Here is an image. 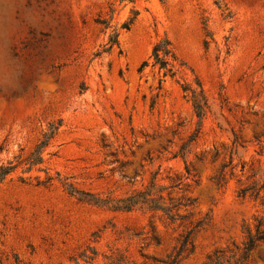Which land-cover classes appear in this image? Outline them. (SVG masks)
I'll use <instances>...</instances> for the list:
<instances>
[{"label": "rangeland", "instance_id": "374dc122", "mask_svg": "<svg viewBox=\"0 0 264 264\" xmlns=\"http://www.w3.org/2000/svg\"><path fill=\"white\" fill-rule=\"evenodd\" d=\"M114 29L119 45L97 55ZM163 37L186 65L160 86L158 68L139 66ZM196 77L201 125L182 88ZM60 120L43 169L25 171ZM11 160L0 264H163L189 230L180 264H204L264 237V0H0V163ZM139 191L153 201L113 207ZM250 264H264V239Z\"/></svg>", "mask_w": 264, "mask_h": 264}, {"label": "trees", "instance_id": "16d2710c", "mask_svg": "<svg viewBox=\"0 0 264 264\" xmlns=\"http://www.w3.org/2000/svg\"><path fill=\"white\" fill-rule=\"evenodd\" d=\"M121 2L126 0H120ZM134 2L135 0H128ZM137 10H135V15L127 21L123 28L129 29L136 19ZM106 23V28L111 27L109 22ZM115 45H119V31L113 30V32L109 35L108 42L103 46V48L97 52V55H101L104 52H109L113 49ZM152 59V60H151ZM149 65L158 68L159 73H161V77L159 79L160 86L165 81L167 77L175 78L180 69L185 67L186 63L179 56L177 51L175 50L171 40L168 37H163L159 39L153 46L152 52L149 58L142 61L139 66V72H143ZM196 87L188 83H183L182 88L186 92L191 94V99L193 101V105L197 116L199 118V125L205 116V108L208 104V97L205 91V88L202 85L201 80L196 77ZM61 125V120L57 123H53L50 125L49 131H46L43 135L41 142L37 145L36 149L32 152L30 157L28 158V167L25 171H31L35 167H38L39 170L43 168L39 165H42L45 161L43 152L45 147L50 143V141L55 137L58 132V129ZM18 167L17 163L14 161H8L0 163V181L4 180L10 174H12ZM53 180V176L48 175L44 179L38 178V185H46ZM67 188L70 193L79 195L78 198L81 201H85L94 205H105V202L100 198H87L84 196V192L79 191L72 184H67ZM93 195V194H90ZM147 193L144 191H139L137 195H131L128 198L122 200L126 204H117L113 206L115 209L120 210H132L138 203H147L153 201L152 199L147 197ZM195 199L188 198L187 202L183 203L182 201L174 202V204L167 209L168 213L173 217L171 213L173 207H179L181 205L191 206L194 205ZM164 209V208H163ZM260 232L257 234L249 233L247 236V240L243 243V247H240L238 244H234L232 248H219L216 249L213 253L209 254L204 264H250V258L252 250L256 247L257 241L264 239V237L259 236ZM192 231L189 230L186 235L183 237V245L169 254L165 258H155L157 261L162 262L163 264H180L184 256L185 245L191 239Z\"/></svg>", "mask_w": 264, "mask_h": 264}]
</instances>
